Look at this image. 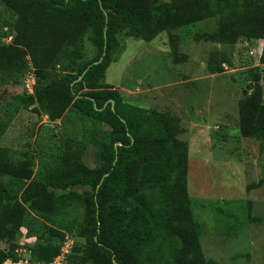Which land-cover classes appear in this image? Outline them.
<instances>
[{"label": "trees", "instance_id": "trees-1", "mask_svg": "<svg viewBox=\"0 0 264 264\" xmlns=\"http://www.w3.org/2000/svg\"><path fill=\"white\" fill-rule=\"evenodd\" d=\"M152 0H0L13 21H0V73L21 84L31 70L33 93L25 88V108L63 120L70 110L92 123L82 142L98 151V166L78 164L63 152L44 159L38 172L30 154L14 160L0 146V264L18 261L15 250L23 228L36 237L32 261L49 263L60 253L65 231L78 241L64 264H206L200 230L188 196L185 146L176 145L168 119L126 102L104 82L115 61L120 35L152 41L163 31H176L202 21L210 12L201 0L172 2L155 8ZM221 18L213 31L196 40L235 44L263 42L264 0H217ZM9 27V31L4 29ZM8 31V32H7ZM96 48L88 59L86 40ZM102 61L100 62V60ZM232 65L223 51H213L207 67L224 73ZM33 69V70H32ZM262 69L249 70L251 92L239 104L244 138L264 137ZM103 127H108L104 130ZM84 188L79 194L74 189ZM82 219L63 222L75 203ZM40 228L30 226L32 213ZM42 221L50 224L47 228ZM43 227V229H41Z\"/></svg>", "mask_w": 264, "mask_h": 264}, {"label": "rangeland", "instance_id": "rangeland-1", "mask_svg": "<svg viewBox=\"0 0 264 264\" xmlns=\"http://www.w3.org/2000/svg\"><path fill=\"white\" fill-rule=\"evenodd\" d=\"M182 1L186 0H152L151 5L160 8ZM201 1L210 12L195 24L163 31L152 41L120 35L104 82L114 86L126 102L168 119L176 145L185 146L188 196L206 264H264V137L244 138L239 126L241 94L247 91V96L252 90L245 84L249 70L262 69L264 89V65L259 61L263 42L243 36L232 45L196 40L200 31L216 29L221 18L217 0ZM5 19L14 17L0 5V21ZM4 29L9 31L8 26ZM0 42L8 44L11 39L1 37ZM216 50L225 52L232 62L224 73H211L207 67ZM86 51L88 59L96 54L89 38ZM25 92L24 80L16 85L8 74L0 73V146L10 149L12 159L30 154L37 170L44 159L63 152L66 138H74L64 154L75 163L98 166V151L82 142L91 121L70 110L63 120L51 122L25 108ZM82 214L83 206L76 202L64 226L81 221ZM30 218V226L40 228V216L32 213ZM42 225L50 226L44 221ZM65 233L82 243L74 231ZM27 234L23 228L15 250L25 259L36 241Z\"/></svg>", "mask_w": 264, "mask_h": 264}, {"label": "built area", "instance_id": "built-area-1", "mask_svg": "<svg viewBox=\"0 0 264 264\" xmlns=\"http://www.w3.org/2000/svg\"><path fill=\"white\" fill-rule=\"evenodd\" d=\"M9 39H11V37H9ZM35 84H36L35 75L30 70L24 78V86L28 90V92L32 94L34 91ZM74 243H75L74 240H72L69 236H66L61 249V253L53 261L49 263L32 261L31 254L28 259L27 258L25 259V254L22 256L20 253L18 254L19 257L18 261H14L13 259H7L4 262V264H64L66 262L67 255L70 254L74 246Z\"/></svg>", "mask_w": 264, "mask_h": 264}, {"label": "water", "instance_id": "water-1", "mask_svg": "<svg viewBox=\"0 0 264 264\" xmlns=\"http://www.w3.org/2000/svg\"><path fill=\"white\" fill-rule=\"evenodd\" d=\"M102 61V59L100 60V62ZM252 86H247V90H251ZM247 91H244V95L246 94Z\"/></svg>", "mask_w": 264, "mask_h": 264}]
</instances>
